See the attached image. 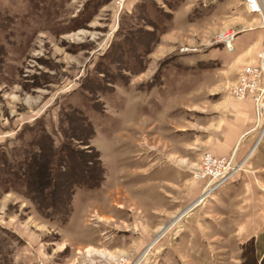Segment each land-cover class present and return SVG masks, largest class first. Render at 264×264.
<instances>
[{"label": "rangeland", "instance_id": "obj_1", "mask_svg": "<svg viewBox=\"0 0 264 264\" xmlns=\"http://www.w3.org/2000/svg\"><path fill=\"white\" fill-rule=\"evenodd\" d=\"M260 1L261 15L243 0H0V264H223L199 211L180 228L210 181L200 158L186 184L183 155L257 63ZM254 135L264 152V122ZM66 161V219L12 188L24 173L50 203ZM241 257L264 264L249 242Z\"/></svg>", "mask_w": 264, "mask_h": 264}, {"label": "crops", "instance_id": "obj_2", "mask_svg": "<svg viewBox=\"0 0 264 264\" xmlns=\"http://www.w3.org/2000/svg\"><path fill=\"white\" fill-rule=\"evenodd\" d=\"M220 59L231 66L237 60L225 55ZM213 111L191 144L186 142L185 183L204 152L230 160L238 168L202 203L199 201L204 196L184 212L180 228H186L188 217L199 211L200 237L208 251L222 254L219 262L241 264V253L248 242L256 260H264V152H257L262 135H254L259 126L254 102L251 96L237 99L224 94Z\"/></svg>", "mask_w": 264, "mask_h": 264}, {"label": "built area", "instance_id": "obj_3", "mask_svg": "<svg viewBox=\"0 0 264 264\" xmlns=\"http://www.w3.org/2000/svg\"><path fill=\"white\" fill-rule=\"evenodd\" d=\"M125 0H117L121 7ZM245 9L249 13L262 14V5L260 0H243ZM225 46L229 51L234 49L229 37L223 38ZM257 63L245 64L240 71L238 80L233 85L231 92L238 98L244 99L251 96L256 110V122L259 126L264 122V43L258 50ZM258 126V127H259ZM238 168L230 160L216 157L209 152L202 153L200 177H209L210 183L204 187L205 196L202 201L213 192L218 186L223 184L233 171ZM208 180V181H209ZM207 181V182H208Z\"/></svg>", "mask_w": 264, "mask_h": 264}, {"label": "trees", "instance_id": "obj_4", "mask_svg": "<svg viewBox=\"0 0 264 264\" xmlns=\"http://www.w3.org/2000/svg\"><path fill=\"white\" fill-rule=\"evenodd\" d=\"M85 137L86 139H83ZM82 137L78 138L80 143H83L84 141H89L90 139V136H86V135H83ZM97 157V173H98V181L97 183H99V181L103 178V168L101 166V163L99 161V157L96 153L95 155ZM62 167H63V170H59L58 173H54V177L51 173V178L54 179V182H53V186L52 188H50L49 186H45L44 188H42V192L44 193V195L46 196L47 194H50V195H55L54 198H52L51 202L50 203H47V204H42V202L36 198V197H33L31 195V192L33 193L35 190V188H33L31 186V181L27 179V175L25 176V174H20V172H18L17 176H18V180H19V184L17 183V187L16 188L15 186L12 188L13 189H18V190H26L28 191L26 193V195L33 201L36 203L37 205V209L38 211H40L41 214H44L45 216L49 215L47 213L49 212H45V210L49 209L52 211V213H60L61 215H63V219H66L70 212H71V200H72V195L74 193V186H72V184H70V182H66L64 179L66 177V173L65 171L68 170L69 166L67 164V161L64 162L62 164ZM21 176V177H20ZM56 181V182H55ZM65 181V182H64ZM74 184V182H73ZM47 190H49V192H47ZM55 197H58V199L60 201H62L61 204H58V202H55Z\"/></svg>", "mask_w": 264, "mask_h": 264}, {"label": "bare ground", "instance_id": "obj_5", "mask_svg": "<svg viewBox=\"0 0 264 264\" xmlns=\"http://www.w3.org/2000/svg\"><path fill=\"white\" fill-rule=\"evenodd\" d=\"M212 179H214V178H212ZM212 179H210V181H211ZM210 181H209V183H210ZM209 183H208V184H209ZM205 194H206V191L204 192V195H203V196H205Z\"/></svg>", "mask_w": 264, "mask_h": 264}]
</instances>
